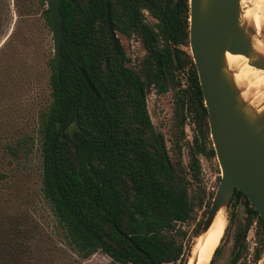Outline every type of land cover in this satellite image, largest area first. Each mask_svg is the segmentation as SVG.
I'll list each match as a JSON object with an SVG mask.
<instances>
[{
	"label": "trees",
	"instance_id": "16d2710c",
	"mask_svg": "<svg viewBox=\"0 0 264 264\" xmlns=\"http://www.w3.org/2000/svg\"><path fill=\"white\" fill-rule=\"evenodd\" d=\"M37 4L51 27L47 0ZM107 7L114 31L139 38L145 52L138 62L131 63L123 46L114 49ZM59 10V72L51 59L47 103L37 114L42 196L69 247L82 258L99 252L120 264H185L186 230L180 224L204 201L210 206L213 194L206 198L195 185L199 160L193 157L190 171L181 162L182 118L178 115L172 140L173 160L151 122L146 94L151 88L156 94L172 90L178 112L181 106L192 115L202 140L198 145L194 138L197 151L215 157L195 65L183 49L188 46V0H60ZM180 72L186 78L183 88ZM4 177L0 171V180ZM233 195L245 197L238 190ZM247 211L257 216L262 230L255 263L264 251V223L253 207Z\"/></svg>",
	"mask_w": 264,
	"mask_h": 264
},
{
	"label": "rangeland",
	"instance_id": "374dc122",
	"mask_svg": "<svg viewBox=\"0 0 264 264\" xmlns=\"http://www.w3.org/2000/svg\"><path fill=\"white\" fill-rule=\"evenodd\" d=\"M252 2L257 0L241 1L243 19L250 15ZM40 11L37 0H0V171L5 173L0 180V264H120L111 262L99 252L88 258L80 257L69 247L61 226L42 196L36 128L38 111L48 99L53 37ZM252 15L259 18L261 12ZM146 18L153 21L149 15ZM261 33L256 34L260 40L264 39ZM116 34L131 60L138 62L143 54L138 38L127 39L117 31ZM260 46L258 44V52L262 50ZM183 49L190 52L189 46ZM146 103L151 122L163 135L173 160L177 155L172 140L177 134L178 115L181 116V162L190 171L193 157L197 158L200 174L195 185L205 190L206 198L214 195L220 181V168L216 157L208 158L197 151L194 138H198V145L202 140L191 113L182 107L178 112L176 96L170 89L156 94L151 88L146 94ZM20 137H27V140L20 142ZM204 146L208 148L209 144L204 142ZM190 193L193 195V191ZM250 207L239 197L225 208L226 226L213 264H264V251L257 262L253 261L254 249L262 233L256 216L249 222L246 236L240 239ZM208 210L204 201L194 208L187 222L180 224L186 230L184 256L187 263L201 264L194 240ZM192 246L194 249L190 251ZM234 256L236 259L232 261Z\"/></svg>",
	"mask_w": 264,
	"mask_h": 264
},
{
	"label": "water",
	"instance_id": "95a60500",
	"mask_svg": "<svg viewBox=\"0 0 264 264\" xmlns=\"http://www.w3.org/2000/svg\"><path fill=\"white\" fill-rule=\"evenodd\" d=\"M59 1L47 0L56 72H59L62 42ZM188 6V46L207 111L209 137L220 168V181L198 236L206 231L220 208L225 211L235 190L246 197L264 223V110L256 114L240 98L226 68L225 53L242 54L248 64L261 69H264V57L252 49L256 30L242 18L241 0H188ZM106 23L113 47L117 49L120 40L113 30L109 7ZM80 71L97 95L85 69L80 67ZM250 220L251 216L245 223L242 238Z\"/></svg>",
	"mask_w": 264,
	"mask_h": 264
},
{
	"label": "bare ground",
	"instance_id": "6f19581e",
	"mask_svg": "<svg viewBox=\"0 0 264 264\" xmlns=\"http://www.w3.org/2000/svg\"><path fill=\"white\" fill-rule=\"evenodd\" d=\"M252 6L249 12L250 15H247V19L243 20L251 24L256 30V33L252 36V49L254 53L264 57V39L260 40L256 35L259 32L264 34V0H257ZM242 9L244 10L243 6ZM257 11L261 12L260 17H252V14ZM258 44L262 46L261 52H258ZM225 64L234 84L240 92V98L250 110L256 114H260L264 110V69L248 64L247 58L244 55L230 52L225 53ZM225 226V211L224 208H220L206 231L195 237L194 241L197 242L196 252L200 253L201 264H209L212 254L223 235ZM194 246L190 248V251L194 249ZM187 262L188 259L186 264H190Z\"/></svg>",
	"mask_w": 264,
	"mask_h": 264
},
{
	"label": "flooded vegetation",
	"instance_id": "af4514ba",
	"mask_svg": "<svg viewBox=\"0 0 264 264\" xmlns=\"http://www.w3.org/2000/svg\"><path fill=\"white\" fill-rule=\"evenodd\" d=\"M144 11V13H145V15H148L147 14V11H145V10H143ZM153 19V18H152ZM148 20V19H147ZM115 33H116V31H115ZM117 35V34H116ZM124 36V35H123ZM132 36H136V35H132ZM131 36V37H132ZM125 37V36H124ZM131 37H129V38H131ZM137 37V36H136ZM125 38H127V37H125ZM129 38H127V39H129ZM138 38V37H137ZM112 39V38H111ZM138 40H139V38H138ZM140 41V40H139ZM119 46H121L120 44H119ZM118 46V47H119ZM143 48V47H142ZM126 52V51H125ZM144 49H143V54H144ZM190 53V52H189ZM142 54V55H143ZM126 55L131 59V57L126 53ZM107 64H108V61L106 62ZM131 63L133 64V63H135V62H133L132 60H131ZM182 73V75H180L179 77H180V79H181V83H182V85H183V87L185 86V80H186V78H185V73L184 72H181ZM180 108H181V106H180ZM180 108H179V112H180ZM181 114V113H180ZM181 117V116H180ZM234 194V193H233ZM240 197H243V196H240ZM244 198V201L246 202V197H243ZM238 199V198H237ZM233 200H236V198H234V195L232 196V198H231V201L229 202V203H231ZM250 204V203H249ZM249 204H247V205H249ZM251 205V204H250ZM251 207H253L252 205H251ZM255 210V209H254ZM249 216H251V220H250V222H252V220H253V216H256L255 214H250V213H248V215L246 216L247 218H246V221H245V223L247 222V220H248V217ZM257 217V216H256ZM257 221H258V218H257ZM245 223H244V226H245ZM244 226H243V230H244ZM249 229H250V223H249V228H248V230H247V232H246V234L248 233V231H249ZM243 230H242V232H243ZM242 232H241V236H240V239H243L245 236H246V234H245V236L242 238Z\"/></svg>",
	"mask_w": 264,
	"mask_h": 264
}]
</instances>
